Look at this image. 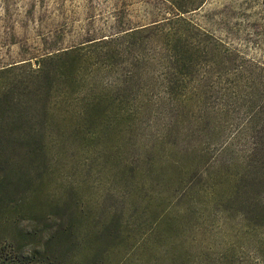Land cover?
Segmentation results:
<instances>
[{
    "label": "rangeland",
    "instance_id": "1",
    "mask_svg": "<svg viewBox=\"0 0 264 264\" xmlns=\"http://www.w3.org/2000/svg\"><path fill=\"white\" fill-rule=\"evenodd\" d=\"M255 146L264 0H0V255L264 264L227 178Z\"/></svg>",
    "mask_w": 264,
    "mask_h": 264
},
{
    "label": "trees",
    "instance_id": "2",
    "mask_svg": "<svg viewBox=\"0 0 264 264\" xmlns=\"http://www.w3.org/2000/svg\"><path fill=\"white\" fill-rule=\"evenodd\" d=\"M173 5L178 7L180 12H186L200 5L202 0H170ZM171 20V21H170ZM176 20L183 21L184 17H178ZM172 22V19L168 20ZM128 32V31H127ZM177 32H171L169 35V43L173 45L175 41H178ZM258 146H255L251 153L247 155L243 171L234 173L227 178L230 179L232 184V192L229 196L230 206L239 211L240 216L251 223L252 216H257L261 219L260 225L264 229V156L258 155ZM229 176V177H228ZM232 177V178H231ZM247 180V184L242 185V180ZM251 190L256 191V196H251ZM248 194V195H246ZM255 205V208L253 207ZM237 211V212H238ZM63 227V228H62ZM57 229L58 232L65 230L62 226ZM58 234L53 235L51 239ZM50 239V240H51ZM40 249L37 247L34 249L35 253H38ZM22 251L12 249L9 254L0 255V264H29L30 259H26L25 255H22ZM46 255V252L44 253ZM49 255V254H47ZM48 261V258H47Z\"/></svg>",
    "mask_w": 264,
    "mask_h": 264
}]
</instances>
